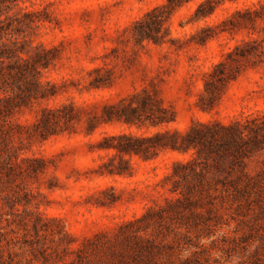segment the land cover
<instances>
[{"label":"rangeland","instance_id":"rangeland-1","mask_svg":"<svg viewBox=\"0 0 264 264\" xmlns=\"http://www.w3.org/2000/svg\"><path fill=\"white\" fill-rule=\"evenodd\" d=\"M166 1L20 0L35 22L27 30L32 45L55 58L41 78L55 85V97L14 112L11 137L0 139V264H264V194L249 204L222 203L206 186L192 211L199 216L182 209L159 216L157 205L181 198L166 176L193 152L152 161L125 156L130 175H109L104 165L119 159L100 149L104 136L159 129L114 123L85 133L88 118L143 90L175 112L168 129L180 133L194 122L226 124L264 111V62L244 64L212 111L199 108L216 64L243 42L264 48V0H214L213 14L202 19L195 11L205 0H192L165 25V43L136 42L134 23ZM208 8L203 4L202 12ZM97 67L110 71L109 88H90ZM61 105H73L80 122L42 140L34 128L41 110ZM138 236L155 242L150 261L136 248Z\"/></svg>","mask_w":264,"mask_h":264},{"label":"trees","instance_id":"trees-1","mask_svg":"<svg viewBox=\"0 0 264 264\" xmlns=\"http://www.w3.org/2000/svg\"><path fill=\"white\" fill-rule=\"evenodd\" d=\"M192 0H167L165 4L147 12L134 23L133 38L140 44L165 43L168 29L165 27L175 11ZM20 0H0V139L11 137L8 118L33 101L50 100L55 97V85L43 82L42 72L48 70L55 61L51 51L43 46L32 45L27 35L31 30L32 13L19 6ZM203 4L209 8L202 12ZM198 5L195 17L202 19L213 14L214 0H205ZM17 11L14 13V11ZM202 44V39L199 42ZM264 62V48H257L256 41L243 42L226 55L208 73L204 91L208 95L206 104H200L203 112L214 109L225 87L241 73L244 64ZM96 77L89 83L91 89L100 90L111 86L110 71L97 67L92 70ZM80 122L73 105H61L56 109L44 108L34 124L35 133L42 140L64 131H73ZM176 122L175 112L166 107L155 93L135 92L115 105H107L100 116L88 118L85 122L86 135H93L103 125L121 123L128 127H153L149 135L120 133L106 135L99 143L105 151H114L113 158L119 159L117 166L106 169L109 175H130L131 168L125 156H136L143 161H152L162 154L176 152L193 157L187 161H175L172 173L166 176L173 181L171 193L181 198L165 199V206L157 205L159 216L170 210L180 215L181 209L191 216L202 203V192L206 186L219 193L222 203L249 204L262 198L264 194V111L241 115L228 123L210 121L194 122L185 132L171 131L168 127ZM165 127V129H161ZM11 128V127H9ZM263 164L258 170L251 165ZM149 213L142 217L145 220ZM138 251H145L147 261L155 255L152 239L136 237ZM146 261V262H147ZM145 264V263H143ZM171 264V263H169ZM192 264H200L196 259Z\"/></svg>","mask_w":264,"mask_h":264}]
</instances>
